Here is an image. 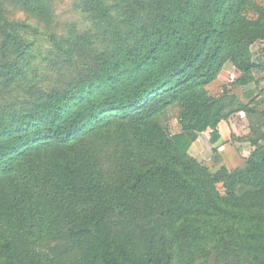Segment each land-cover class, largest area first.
Returning <instances> with one entry per match:
<instances>
[{
	"label": "trees",
	"instance_id": "16d2710c",
	"mask_svg": "<svg viewBox=\"0 0 264 264\" xmlns=\"http://www.w3.org/2000/svg\"><path fill=\"white\" fill-rule=\"evenodd\" d=\"M71 2L87 27L42 37L14 18V7L49 29L53 0H0V180L22 176L9 189L11 206L0 205V264H32L29 252L57 240L81 243L85 264H264V129L242 139L251 151L235 169L215 147L222 122L237 113L263 118L264 102L226 103L207 91L226 62L238 86L264 74L263 56L251 49L264 43V6ZM31 36L48 48L34 50ZM170 107L180 127L173 136L156 120ZM85 138L113 151L111 172L98 173L97 197L74 217H42L43 193L88 195L78 154L62 148ZM197 140L211 146V167L189 155ZM41 155L46 176L39 167L36 178L55 180L60 191L36 186L30 170Z\"/></svg>",
	"mask_w": 264,
	"mask_h": 264
},
{
	"label": "rangeland",
	"instance_id": "374dc122",
	"mask_svg": "<svg viewBox=\"0 0 264 264\" xmlns=\"http://www.w3.org/2000/svg\"><path fill=\"white\" fill-rule=\"evenodd\" d=\"M254 1L261 6H264V0ZM73 9L71 0H53V21L49 25V29L45 28L43 23H38L39 19L35 18V16L29 17V10L24 7H14L13 15L18 21L26 24L31 23L32 25H37L42 37L48 36L51 31L56 32L59 35L63 34L65 36H69L72 32L71 29H73L72 26H76L77 32L83 31L87 27L86 24L83 25L81 23V16L73 11ZM248 17L253 18V14H248ZM30 18L32 19L30 20ZM31 40L35 43L34 50L36 49L37 52L39 48H48V44H42L38 47V43H36L34 36L30 37V41ZM39 42L49 43L43 40ZM251 49L256 56L262 55L264 58V43H256ZM252 75L253 83L238 86L234 83V81L239 74L230 62H226L223 65L217 79L207 87V91L210 96L222 98L226 103L229 97H236L241 102L246 104L251 100V98L255 97H257V101L264 102V95H259V93L264 90V74L254 71ZM258 111H264V103L258 107ZM177 114V107H170L156 119L170 136L176 135L180 131V127L177 122ZM258 127L264 129V117L258 118L255 116H245L242 113L234 114L229 120L222 122L219 126V133L223 138L215 146L217 147V154L220 158V163L230 169L242 166L244 156L250 153L251 148L241 141ZM208 133L209 132H207L206 137H208ZM83 141L85 142L73 139L67 147L62 148L69 154H78L77 163H80V169L83 173L88 174L86 179L87 189L89 190L88 195L81 197L80 200L73 201L54 194L47 198L43 193L40 196V204L38 205L40 210L39 215L42 217H45L46 219L48 218L49 220H55L59 217L62 219L64 217H74L85 207V205L92 202L97 197L95 195L99 193V187L96 185L97 182L94 181V179L98 178V173L100 171L106 173L111 172V167L114 166V163L116 162L113 157V151L111 149L98 147V145L94 144L90 138H85ZM83 143H85L86 146H81ZM188 153L198 162L206 163L209 167L213 165L214 154L211 146L208 145L206 140H197L194 142ZM45 159V155L35 158L36 165L32 167L31 170L29 169L30 174L34 178L37 177L36 170L39 167L43 174H46L45 169L42 168ZM215 169H217V166L214 170ZM21 177L22 176L20 174H17L14 176L13 180L6 183L3 180H0V205L11 206L9 200L11 199L10 196L12 192L9 189H11V184L13 185L19 181ZM36 179V186L41 192L44 189V184L45 186L47 185V187L51 188L54 192H56V190L60 191L58 189L59 184L55 180L47 179L45 183H43L42 179ZM143 198L144 196L140 198L138 206L142 204ZM112 219L114 223L117 222L116 216H113ZM30 235L34 239L38 237V234L36 233H32ZM32 251L33 253L29 252V259L27 261L32 264H85L87 259V254L85 253L84 247L81 243L74 244L73 242L70 243L65 240H57L56 243L52 242L50 244H43L39 247L36 246Z\"/></svg>",
	"mask_w": 264,
	"mask_h": 264
},
{
	"label": "crops",
	"instance_id": "0c3cea01",
	"mask_svg": "<svg viewBox=\"0 0 264 264\" xmlns=\"http://www.w3.org/2000/svg\"><path fill=\"white\" fill-rule=\"evenodd\" d=\"M223 138V137H222ZM245 145H247V146H249L248 144H246V143H244ZM249 155V154H248ZM248 155H246V156H244V158L245 157H247ZM226 164V163H225ZM228 166V165H227ZM229 170H232V169H230L229 167H227ZM233 169H235V167L233 168Z\"/></svg>",
	"mask_w": 264,
	"mask_h": 264
}]
</instances>
